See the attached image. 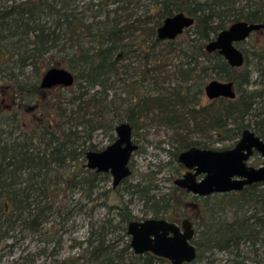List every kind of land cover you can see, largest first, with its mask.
Here are the masks:
<instances>
[{
    "label": "trees",
    "instance_id": "obj_1",
    "mask_svg": "<svg viewBox=\"0 0 264 264\" xmlns=\"http://www.w3.org/2000/svg\"><path fill=\"white\" fill-rule=\"evenodd\" d=\"M78 1L83 0H5L0 5V73H8L5 80L0 79L2 240L18 228L24 235L39 237L48 218L61 211L60 205L66 216L77 206L83 209L86 202L68 190L79 189L93 201L99 182L110 178L108 172L80 162L88 150H100L92 142L96 130L114 132L118 124L129 122L135 135L146 123L142 120L149 119L173 132L177 161L180 152L192 146L216 149L214 135L237 141L250 128L264 139V37L252 50L238 43L246 58L242 67L206 49L235 21L264 23V0H99L83 10ZM177 12L195 18L184 31L187 37L180 42L160 40L157 28ZM258 32L264 29L253 35ZM177 50L182 61L166 58ZM252 57L258 88H249ZM28 66L36 80L25 74ZM51 67L71 70L74 84L43 89L42 76ZM212 79L233 80L236 98L219 97L203 104L205 85ZM116 83L127 87L129 97H110ZM116 110L122 114L110 116ZM145 178L135 183L126 178L109 194L101 192L106 200L113 195L118 198L109 205L118 220L109 216L92 224L88 238L77 242L79 253L56 263L172 264L151 252L135 254L130 243L120 246L117 237L110 238L119 230L127 232L128 223L136 219L120 194L124 183L128 184L124 191L152 202L153 217L171 221L188 217L194 222L192 242L198 255L184 264H196L206 252L216 250L230 254L229 264H249L253 257L248 251L257 257L264 249V186L254 183L240 191L206 197L190 196L175 187L174 193L157 198L151 193L155 184H144ZM61 220L63 228L66 219L61 216ZM61 242V238L55 241L54 254ZM205 264L216 263L212 259Z\"/></svg>",
    "mask_w": 264,
    "mask_h": 264
},
{
    "label": "water",
    "instance_id": "obj_2",
    "mask_svg": "<svg viewBox=\"0 0 264 264\" xmlns=\"http://www.w3.org/2000/svg\"><path fill=\"white\" fill-rule=\"evenodd\" d=\"M195 23V18L184 12L167 16L157 28L160 40H174ZM264 29V23L238 20L221 30L206 44L209 52L218 51L234 67L245 64V54L238 43L247 40L255 31ZM75 82L74 73L65 67H51L41 79L43 89L57 86L69 87ZM208 99L219 97L234 99L237 96L233 80L212 79L205 85ZM116 139L102 150L86 152V167L97 172H109L112 185L117 187L132 173L131 160L139 145L134 139V129L129 122L116 126ZM264 157V139L254 130L246 128L232 148L212 149L192 146L179 155V161L188 171L175 183L195 195L240 191L246 185L264 183V163L249 164L254 152ZM202 176L201 178H199ZM131 236L130 246L135 254L151 252L168 259L172 264L193 262L198 255L192 242L196 230L189 218L181 224L164 217L131 220L127 226ZM137 264V263H133Z\"/></svg>",
    "mask_w": 264,
    "mask_h": 264
},
{
    "label": "rangeland",
    "instance_id": "obj_3",
    "mask_svg": "<svg viewBox=\"0 0 264 264\" xmlns=\"http://www.w3.org/2000/svg\"><path fill=\"white\" fill-rule=\"evenodd\" d=\"M5 0H0V5L3 4ZM90 2L98 3L99 0H83L78 1L77 4H80V9L83 10L85 5ZM146 3L151 2V0H145ZM92 20V18H89ZM187 34L184 32L176 39L181 41L184 39ZM264 37V32H258L252 34L247 40L243 41L240 45L247 49L253 48V44L257 45L262 41ZM168 41V40H165ZM54 54H60L54 52ZM170 61L180 62L183 60V57L180 55V52H172L168 55ZM165 58V59H166ZM256 60L252 57V62L248 67L252 70V81L249 88H258L260 85L257 84L259 79L258 73L256 71ZM18 71V69H17ZM26 75H33V80L37 79V75L34 74L31 66L24 69ZM8 76V73H0V79L5 80ZM2 81L0 80V83ZM116 87L111 90L110 97H113L115 94L129 97V91L127 87L122 88V83H116ZM49 93V92H48ZM48 93H46L48 95ZM53 93L56 95L59 94V90H53ZM210 100L204 93V99L202 100L203 104H207ZM8 103L4 104L2 107L5 108ZM121 110H116L110 113V116L113 114H122ZM145 121L146 123H144ZM143 126L134 135L136 142L139 144L138 150L135 151L133 158L131 160V167L133 170L132 175L129 177V183H135L139 179H142L144 176L143 183L154 185L151 193L155 194L157 198L167 195L169 193H174V180L178 177L177 168L179 162L174 158L173 153L175 149L172 147L171 141L173 132L165 127H159L155 124H152L150 120H142ZM4 126V125H3ZM12 127V123L5 125V129L9 130ZM113 134L115 137L113 138ZM219 137V136H218ZM222 137V135H221ZM116 139V131L109 132L104 129L96 130L92 137V142H94L98 149L102 150L107 147L109 144L114 142ZM213 148L216 149H225L233 146L236 143V140L230 139H218L214 135V141L212 142ZM170 150V151H169ZM84 165L86 164V156L81 159ZM264 157L262 155H256L255 157L250 158L249 164L259 165L263 163ZM255 163V164H254ZM86 166V165H85ZM69 168V167H68ZM68 171L73 170V165L70 166ZM66 170V171H67ZM109 173V172H108ZM110 174V173H109ZM148 179V180H147ZM128 186L127 183H124L120 186V194L123 197L124 203L129 205L132 213L135 215L137 220H144L146 218L153 217L154 208L152 202L147 203L144 198L140 195H132L124 191V188ZM54 187V185H53ZM113 187L112 185V176L106 181L99 182L98 186L93 191V201L89 200L85 194H82L79 189H74L73 191L68 190V194H72L73 197L81 198L83 203L86 202V205L83 209L77 206L70 216L64 214L65 208L60 205L61 211H56L52 214L48 220L45 222L44 229L42 234L39 237H33L29 235H24L19 231V228L16 229L12 234L13 236L8 237L7 239H0V264H57V259H64L69 255H77L80 251L79 244L77 242L85 241L91 229L92 224L100 222L101 220L111 216L115 217L116 221L117 214L116 211H110V204H115L119 200L115 198V195L111 199L106 200V196L100 194L101 192H107L109 194L111 191L109 189ZM57 196L61 198L62 194ZM55 193H52L54 196ZM63 198V197H62ZM190 201H196L195 199ZM107 202V203H105ZM193 208H190V210ZM64 217L65 226L61 228L60 223ZM49 233L46 234V230H49ZM117 237L120 241V246H124L127 243H130L131 236L124 230H119L118 233L110 235V238ZM59 238L62 239L61 247L57 249V253H53V248H55V241ZM50 240V241H48ZM45 249V251H43ZM132 250V248H131ZM249 250V249H248ZM133 251V250H132ZM134 252V251H133ZM260 255L255 257V254L252 252L248 254L253 258L248 261L249 264H264V249L260 251ZM204 260L198 261L196 264H205L207 261L214 259L216 264H229L230 254L225 251L216 250L214 253L206 252ZM209 256V257H208ZM257 259L261 260V263H257Z\"/></svg>",
    "mask_w": 264,
    "mask_h": 264
},
{
    "label": "flooded vegetation",
    "instance_id": "obj_4",
    "mask_svg": "<svg viewBox=\"0 0 264 264\" xmlns=\"http://www.w3.org/2000/svg\"><path fill=\"white\" fill-rule=\"evenodd\" d=\"M241 43V42H240ZM204 93H205V90H204ZM206 95V94H205ZM210 100V99H209ZM241 138V137H240ZM239 138V139H240ZM135 139V138H134ZM238 139V140H239ZM238 140L236 141V143L238 142ZM135 142H136V140H135ZM137 143V142H136ZM235 143V144H236ZM235 144L233 145V146H231V147H228V148H232V147H234L235 146ZM139 145V144H138ZM226 149V148H225ZM181 153V152H180ZM180 155V154H179ZM256 155H261L259 152H257V151H255L254 152V154H253V156L252 157H255ZM251 157V158H252ZM178 164H180L181 162L179 161V157H178ZM263 163H264V161H263ZM263 163H261V164H259V165H256V167H259V166H261ZM182 165H179L178 166V168H177V172H178V177L177 178H180V177H182L187 171H188V169L184 166V164L183 163H181ZM255 164V163H254ZM251 165V164H250ZM253 166H255V165H253ZM179 167H181V169L178 171V169H179ZM202 176H200L199 178H201ZM177 178H175V180L177 179ZM175 180H174V188L176 187V189L178 188V190H181V191H185L187 194H189L190 196H200V195H195V194H192L191 192H188L186 189H184V188H182V187H180V186H178L176 183H175ZM258 185H260V186H264V183H257ZM231 192H233V191H231ZM214 194H223V193H213V194H210V195H214ZM210 195H207V196H210ZM201 197H206V196H201ZM192 206H193V208H196L197 206H196V204H192ZM184 218H188V217H184ZM184 218H182L180 221H174V222H176V223H178V224H181L182 223V220L184 219ZM190 219V218H189ZM191 220V219H190ZM192 221V220H191ZM193 222V221H192ZM193 225H194V222H193ZM194 227H195V225H194Z\"/></svg>",
    "mask_w": 264,
    "mask_h": 264
}]
</instances>
